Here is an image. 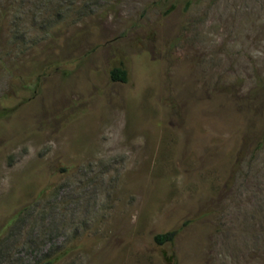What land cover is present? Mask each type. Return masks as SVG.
<instances>
[{
	"label": "rangeland",
	"instance_id": "374dc122",
	"mask_svg": "<svg viewBox=\"0 0 264 264\" xmlns=\"http://www.w3.org/2000/svg\"><path fill=\"white\" fill-rule=\"evenodd\" d=\"M3 110L0 264H264V0H0Z\"/></svg>",
	"mask_w": 264,
	"mask_h": 264
},
{
	"label": "trees",
	"instance_id": "16d2710c",
	"mask_svg": "<svg viewBox=\"0 0 264 264\" xmlns=\"http://www.w3.org/2000/svg\"><path fill=\"white\" fill-rule=\"evenodd\" d=\"M110 77L113 81H127V71L121 67H115L110 71ZM6 114V110L0 112V117ZM177 234V230H171L163 234H158L155 236V240L159 244H163L166 242L173 241ZM43 264H51V262L43 263ZM176 264V263H174Z\"/></svg>",
	"mask_w": 264,
	"mask_h": 264
}]
</instances>
